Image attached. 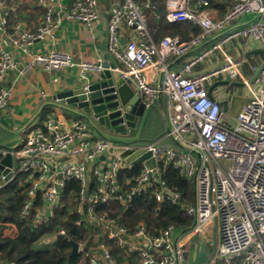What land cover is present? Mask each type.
Returning <instances> with one entry per match:
<instances>
[{
    "label": "built area",
    "instance_id": "1",
    "mask_svg": "<svg viewBox=\"0 0 264 264\" xmlns=\"http://www.w3.org/2000/svg\"><path fill=\"white\" fill-rule=\"evenodd\" d=\"M209 1L166 0L169 21H189L199 27L200 33L188 40L165 35L155 41L146 16L149 10L157 11L153 0H109L108 51L117 61L121 76L130 80L146 107L159 94L165 98L168 126L161 137L138 142L100 135L89 117L67 118L57 106L58 98L53 97L55 101L47 104L53 112L46 114L39 125L26 126L17 145L0 146V159L8 153L12 159L9 176L0 169V187L18 174H25L29 184L22 214L28 213L40 193L42 205L36 210L34 225L53 216L69 180L79 182L76 209L85 224L78 243L82 264H186L185 237L206 231L212 239L215 220V258L220 264H264V67L249 82L242 69L243 60L225 50V44L235 39H242L244 45L257 43L264 49V19L230 30L185 56L180 67H169L173 59L206 38L264 14V0H234L220 18L211 16ZM99 4L100 0H37L42 13L36 27L21 31L16 27L11 37L6 24L15 7L4 9V0H0V110L10 100L13 87L5 81L14 69L24 73L30 69L59 72L75 68L85 77L103 68L101 62L77 61L60 51L29 54L19 64L3 43L7 36L15 45L50 39L63 19L91 27L99 18ZM217 53L225 61L222 65L188 75ZM148 69L162 72L160 87L148 79ZM218 78L242 82L249 93V100L230 124L222 118L219 98L208 93V86ZM53 80L57 81V77ZM41 96L46 98L44 92ZM121 124L125 129L117 133L130 134L125 121ZM165 139L174 145L165 144ZM111 148L119 151L99 158ZM137 149L141 154H150L132 164L136 156L129 161L126 157ZM125 151L128 153L124 156ZM150 158L153 166L148 164ZM167 165L192 183V202L184 206L192 220L187 231L177 235L176 228L169 225L151 233L143 221L129 229L116 217L96 212L99 205H127L146 191L156 202L180 205L181 193L170 187L162 175ZM8 229L14 230L15 226ZM63 232V228L58 230ZM113 246L123 253L122 259H117Z\"/></svg>",
    "mask_w": 264,
    "mask_h": 264
},
{
    "label": "trees",
    "instance_id": "2",
    "mask_svg": "<svg viewBox=\"0 0 264 264\" xmlns=\"http://www.w3.org/2000/svg\"><path fill=\"white\" fill-rule=\"evenodd\" d=\"M157 11H147L149 31L155 41L165 35H177L181 40H188L200 33L199 27L189 21H169L166 18V0H153ZM232 0H210L209 6L219 9L226 7ZM36 11L42 9L36 4ZM226 9V8H225ZM19 7L14 10L18 13ZM243 71L252 76L253 72L243 63ZM150 109L157 115L154 131L149 134V140L161 137V114L156 100L150 104ZM43 107L36 125H39L47 110ZM170 144L172 142L169 141ZM167 144V143H165ZM168 145V144H167ZM174 145V144H172ZM163 178L166 183L178 190L182 195L180 205L168 202H156L150 191L135 196L127 205L113 202L109 206L99 205L97 213L106 212L116 217L118 222L133 229L138 221H143L151 233L173 225L176 230L187 231L192 220L184 212V206L193 199V187L189 179L180 175L176 169L167 165L163 168ZM29 184L25 181V174H18L10 182L0 187V264H78L81 252L71 254V242L80 243L85 233V224L76 209V197L80 184L76 180H69L62 192L59 205L54 209L53 216L34 225L36 210L42 205L40 193L32 201L27 214H22V208L27 200ZM10 225L16 228L14 237L6 236L4 231ZM60 228L63 233H58ZM118 260L122 259V252L113 246ZM209 264H219L214 258Z\"/></svg>",
    "mask_w": 264,
    "mask_h": 264
},
{
    "label": "crops",
    "instance_id": "3",
    "mask_svg": "<svg viewBox=\"0 0 264 264\" xmlns=\"http://www.w3.org/2000/svg\"><path fill=\"white\" fill-rule=\"evenodd\" d=\"M192 1L194 2L195 0ZM4 3L6 5L4 6V9H8L7 7L11 6H14L15 9L17 6L19 7L18 13L16 12L15 14V11H12L9 14L10 17L6 24L7 35L9 34L8 36H11L12 33L16 32V27L20 31L33 30L36 27L39 17L41 15L38 11H36L37 0H4ZM228 5L229 2L226 4V9L228 8ZM109 6V0H100L99 18L91 27H86L84 24L77 20L63 19L60 26L54 31L53 36L50 39L36 40L29 45H15L9 39L10 37L7 36L3 40V43L5 45V48L11 53L12 57L19 64L24 63L27 59V55L29 54L46 53L48 51H60L70 54L77 61L101 62V64L107 61L114 62L115 65L118 66L117 61L115 60L113 55L108 51L107 48V19L109 15L107 12ZM209 7L211 16L213 18H220L226 11L225 8L223 10L215 6ZM126 34V32L123 33L124 36ZM233 41L236 42L234 51L245 52L246 59L252 54L262 56V54L256 52L251 53L252 49L259 47L257 43L251 42L247 45H244L242 39H235ZM226 51L230 55H232L230 51ZM183 59L184 58L173 59L170 62V66L172 68L180 67ZM220 61H222V55L220 53H217L216 56L212 58V60L197 65L194 68L193 72L202 70ZM261 61L262 59L260 60V63ZM260 63H253L249 67L250 71L254 73L253 67L258 66ZM146 73L148 79H150L153 84L157 85L159 80V74L152 69H148ZM244 74L249 77L247 73L244 72ZM78 75V70L75 68H64L59 72H47L43 70L38 71L35 69L27 70L24 73H19L18 69L10 71L7 75L5 83L7 85H12L13 89L7 106L4 109L0 110V146L11 147L17 145L20 141L22 130L29 124H36L39 114L41 115V112L43 111V107L46 106L49 101H55L53 97H56V94L59 92V90L66 88L70 83L75 82L76 76ZM54 77H57V81L53 80ZM222 80L227 79L218 78L213 81V83H216V85H214L211 89V95L219 98L224 113H231V111H233L235 112L234 114H237L242 105L249 100V93L246 88L243 92H241L240 86L243 85L232 84V82L239 81H228L227 84L217 83ZM213 83H211L208 88ZM41 92H44L46 94V98H43L41 96ZM156 102L159 105V110L161 114L162 136L168 126L166 101L165 98L161 96L159 100L156 99ZM57 106L63 109L64 114L67 118L80 116L79 112L76 110H67L66 108L69 107H67L66 104L61 103L60 101H57ZM51 112L53 111L47 108L43 117ZM230 118V121L232 120L230 123L235 121V115L230 116ZM97 136L98 135L95 134V137ZM149 139L150 138L146 140ZM164 141L163 142L167 143L168 145L174 144L168 139H165ZM169 141L172 142V144H170ZM16 233V228L14 230L6 228L4 231V234L6 236L11 237H14ZM188 249L189 256L187 255L188 257L186 258V264L188 260L191 259L193 256H195V258L191 264H199L202 256L205 255L203 248L197 245L193 247L189 246ZM185 250H187L186 245ZM78 264H82V262L79 261Z\"/></svg>",
    "mask_w": 264,
    "mask_h": 264
},
{
    "label": "water",
    "instance_id": "4",
    "mask_svg": "<svg viewBox=\"0 0 264 264\" xmlns=\"http://www.w3.org/2000/svg\"><path fill=\"white\" fill-rule=\"evenodd\" d=\"M260 18L264 19V14L255 15L244 22L228 27L215 35L206 38L194 49L178 58L182 59L185 56L198 51L204 45L220 38L230 30L247 26L256 22ZM252 52L262 54V61L252 76L248 79L249 82H252L258 75L259 71L264 67V49L258 47L252 49L251 53ZM224 62L225 61L222 60L200 71L189 73L188 75H197L207 72L222 65ZM102 66L103 68L98 72L89 73V75L85 77H81L80 75L76 76V81L70 83L66 88L60 89L56 94V97L61 103H64L69 107L66 108L67 110H76L79 112V115L89 117L94 123L96 131L100 135H104L102 132L105 130L122 132L125 129V126L121 124L123 121H125L126 125L130 127V134L133 135L136 133L141 123L146 108L145 103L139 96V93L132 86L130 80L121 76V73L116 68L114 62L106 61L103 62ZM161 76L162 72L159 74V80L157 83L158 87L161 85ZM217 83L227 84L228 80H222ZM232 84L243 85L242 82H232ZM214 85H216V83H213L208 88L209 95H211V89ZM160 98L161 95L159 94L157 100ZM117 151H119L118 148H111L108 151L103 152L99 158L103 159L105 156H108L110 152ZM141 152V149L135 150L126 157V160L129 161L136 156V158L131 161L132 164H136L150 154L149 152L141 154ZM127 153L128 151H125L122 155L125 156ZM11 161L12 159L9 153L0 159V169H2V173L7 174V176H9L8 167L11 166ZM148 164L153 166L154 160L152 158L148 159ZM4 165L7 167H3ZM2 183L3 180L0 179V184ZM71 246L70 253H76L78 251V243L72 241ZM216 248L217 221L215 220L212 228L211 250L204 264H209L215 258Z\"/></svg>",
    "mask_w": 264,
    "mask_h": 264
},
{
    "label": "rangeland",
    "instance_id": "5",
    "mask_svg": "<svg viewBox=\"0 0 264 264\" xmlns=\"http://www.w3.org/2000/svg\"><path fill=\"white\" fill-rule=\"evenodd\" d=\"M244 42V41H243ZM242 43V41H241ZM236 45L235 41H230L228 44H225V49L230 51L232 53V56H237L238 59L240 60H244V64L247 67H250L253 63H260V60L262 59L261 55H257V54H252L251 56H248L247 59L245 57V52L242 51H238L235 52L234 51V47ZM260 54V53H259ZM246 59V60H245ZM255 60V61H254ZM241 92L244 91L245 86H240ZM243 94V93H242ZM235 112L231 111V113H223V120L226 123H229L232 121H230V116H236L237 114H234ZM238 113V112H237ZM157 119V115L154 112V110H151L149 106H147L145 108L141 123L136 131L135 134L131 135V134H119L117 132H112L111 130H105L102 133L105 134V136L107 137H113L114 139H119V140H124V141H128V140H132V141H138L140 142L142 139H148L149 138V134L151 132L154 131V125H155V120ZM165 142V141H164ZM182 231L181 230H176V234L179 235ZM187 238V239H186ZM185 242H186V246H187V250L184 253L185 257H188V252H189V246L193 247V246H201L205 252V255L202 256L201 261L199 264H204L209 253L211 250V243H212V239H210V237L207 235V232H201L197 235H193L191 237L186 236L185 237ZM207 243H208V248H207ZM195 249V248H194ZM188 255V256H187ZM195 256H193L191 259L188 260L187 264H191L192 261L194 260ZM191 261V262H190ZM220 264V263H219Z\"/></svg>",
    "mask_w": 264,
    "mask_h": 264
}]
</instances>
